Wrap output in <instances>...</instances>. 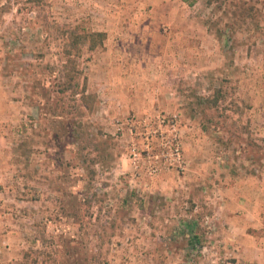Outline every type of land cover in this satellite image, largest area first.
I'll return each mask as SVG.
<instances>
[{"label":"rangeland","instance_id":"1","mask_svg":"<svg viewBox=\"0 0 264 264\" xmlns=\"http://www.w3.org/2000/svg\"><path fill=\"white\" fill-rule=\"evenodd\" d=\"M0 264H264V0H0Z\"/></svg>","mask_w":264,"mask_h":264},{"label":"trees","instance_id":"2","mask_svg":"<svg viewBox=\"0 0 264 264\" xmlns=\"http://www.w3.org/2000/svg\"><path fill=\"white\" fill-rule=\"evenodd\" d=\"M105 37V34L104 32H101V31H89V32H83L82 34L80 35H75L73 36L72 40L70 41V45L69 47L71 48H74V49H77V45L78 44H84L86 43V48L88 50H92L94 49L97 45H100L103 41ZM66 61L69 63V58H68V53H67V58H66ZM72 71L71 70H67V80H68V83L66 82V85L69 86V81L73 79V75L69 74V73ZM74 73V72H73ZM67 86H65V88L63 89H66ZM84 88V86H83ZM84 92V90H83ZM82 92V93H83Z\"/></svg>","mask_w":264,"mask_h":264}]
</instances>
